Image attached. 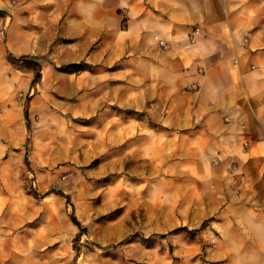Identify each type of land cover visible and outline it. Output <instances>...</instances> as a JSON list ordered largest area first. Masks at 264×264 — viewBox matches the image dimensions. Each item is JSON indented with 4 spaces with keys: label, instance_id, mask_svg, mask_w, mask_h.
<instances>
[{
    "label": "clouds",
    "instance_id": "9594fccd",
    "mask_svg": "<svg viewBox=\"0 0 264 264\" xmlns=\"http://www.w3.org/2000/svg\"><path fill=\"white\" fill-rule=\"evenodd\" d=\"M253 145L264 0H0V264H264Z\"/></svg>",
    "mask_w": 264,
    "mask_h": 264
},
{
    "label": "crops",
    "instance_id": "0c3cea01",
    "mask_svg": "<svg viewBox=\"0 0 264 264\" xmlns=\"http://www.w3.org/2000/svg\"><path fill=\"white\" fill-rule=\"evenodd\" d=\"M250 154L258 162L259 174L264 177V150H261L258 146L253 145L250 148Z\"/></svg>",
    "mask_w": 264,
    "mask_h": 264
},
{
    "label": "rangeland",
    "instance_id": "374dc122",
    "mask_svg": "<svg viewBox=\"0 0 264 264\" xmlns=\"http://www.w3.org/2000/svg\"><path fill=\"white\" fill-rule=\"evenodd\" d=\"M66 70L71 72V71H77V70H80V69L78 67H75V66H70ZM81 123H89V122L88 121H81Z\"/></svg>",
    "mask_w": 264,
    "mask_h": 264
}]
</instances>
